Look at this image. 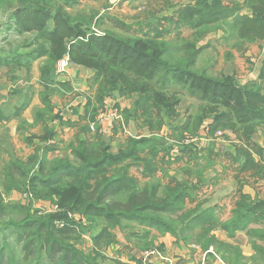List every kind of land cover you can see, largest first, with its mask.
Wrapping results in <instances>:
<instances>
[{
    "label": "trees",
    "instance_id": "trees-1",
    "mask_svg": "<svg viewBox=\"0 0 264 264\" xmlns=\"http://www.w3.org/2000/svg\"><path fill=\"white\" fill-rule=\"evenodd\" d=\"M180 1L186 3L178 11L177 22L192 31L227 26L228 39L235 38L240 50L264 42V0ZM16 3L13 17L19 34H33V42L39 44L33 53L46 59L40 70L43 109L34 114V123L44 126L41 140L46 143L57 136L46 126L47 120L58 118L51 117L56 111L51 98L59 90L74 91L70 82L57 78L59 61L69 57L73 64L92 71V93L86 97L84 115L78 122L60 123L75 129L66 147L69 156L49 159L48 154L59 149L38 146L26 160L11 163L0 174V264H103L110 259L102 251L118 243L113 231L126 222L161 235L171 234L183 242L188 239L186 234L200 230L197 242L204 251L223 246L228 251H216L222 261L241 264V251L219 242L213 232L221 229L232 237L247 231L264 241V231L249 229L251 224L264 227V200L242 192L252 179L264 178V148L255 139L259 132L264 135V64L257 80L241 85L234 75L210 77L195 71L202 48L194 42L179 47V60L158 37L98 33L90 25L102 28L103 19L73 17L68 12L75 0ZM180 91L197 100L200 107L174 125L179 117ZM115 94L133 104L121 112L122 121L114 124V134L132 121L146 128L150 136L128 137L113 154L97 117ZM209 119L207 136L230 131L237 142L230 154L204 149L207 160L224 157L235 173L238 190L232 219L226 223L219 222L214 208L203 209L197 199L201 188L192 179H202V149L182 143L186 137L198 138ZM165 127L172 135L164 138L161 132ZM129 163L143 165L136 171L140 178L132 174ZM173 164L179 165L180 178L168 175ZM13 191L29 194V204L6 202L5 196ZM34 202L54 204L59 212L46 214L35 208ZM89 231L97 232L91 235L93 250L86 252L79 245ZM150 234L146 232L142 238L148 239ZM255 249L254 261L264 264V249Z\"/></svg>",
    "mask_w": 264,
    "mask_h": 264
},
{
    "label": "rangeland",
    "instance_id": "rangeland-1",
    "mask_svg": "<svg viewBox=\"0 0 264 264\" xmlns=\"http://www.w3.org/2000/svg\"><path fill=\"white\" fill-rule=\"evenodd\" d=\"M74 2V0H71ZM239 1V0H238ZM241 1V0H240ZM77 3H72L71 8L68 9V12L73 16L76 17L77 15H81L87 18L94 17L96 19L95 21H102L103 24L102 28H93V25L90 26L92 29L97 31L98 33H113L115 35H118L123 38H129V37H145V35H150L151 37H158L161 42H165L168 46V50L171 51L174 55V58L181 59V52L178 51L180 49L179 47L183 46L185 42H194L198 48H202V51L200 53V56L198 57V61L196 64V67L194 68L195 71L199 73H205L206 75L210 77H220V76H232L234 75L238 82H240L241 85H245L246 83L250 82L247 81L248 79L253 80V72L255 69V64L260 60V56L263 52L264 42L261 44H254L247 46L243 48L242 50L238 49L237 42L235 38L228 39V36L230 37V30L227 26H220V27H209L208 29L198 30V31H192L189 28H186L182 25H180L177 22V14L178 11L185 5V1L180 0H75ZM15 3V2H12ZM10 8V4H8V7L5 8V10L2 11L4 14L5 12H8V9ZM2 16L0 15V18ZM113 23L115 27L113 26ZM160 35V36H159ZM175 52V53H174ZM60 62V61H59ZM73 64L70 59L66 66L65 72L61 74H57V78L60 80L65 76V79L67 78V71L69 66ZM264 64V63H263ZM60 66V64H59ZM263 67V66H262ZM58 68V65H57ZM262 69V68H261ZM261 72V70H259ZM93 74V72H92ZM260 74V73H259ZM93 76V75H92ZM92 78V77H91ZM90 80V79H89ZM88 80V81H89ZM87 81V82H88ZM255 81V80H253ZM10 80H7L6 85ZM13 83V82H10ZM10 86V85H9ZM5 87V86H4ZM16 86L14 88H9L7 86L6 90L10 92H14ZM77 89L74 90L73 93H66L62 91L56 92L54 95V98L52 100L56 103V111L53 116L51 117H60V119L55 118L54 123L53 121L50 122V130H53L55 132L58 129V125H60L61 121H67L69 117H72L73 109L75 107H78L79 99H74L78 96L79 92L81 91L79 86H75ZM80 90V91H79ZM182 94L181 97V103L177 107V111L179 114V117L177 118L174 125H179L183 119H185L188 115L191 113H195L199 109V102L191 97L188 96V94L185 91H180ZM121 105L123 106H129V108L132 107L133 101L130 99H124ZM118 108L116 109L114 107V110L117 114L118 118L114 117V121L120 122L122 121L121 112L124 109H129L128 107L122 108L119 104ZM116 106V105H115ZM117 110V111H116ZM103 112V111H101ZM100 112V113H101ZM106 113L104 112V115ZM107 117V116H106ZM103 120V122L106 120ZM113 121V122H114ZM212 119H209L205 121V127H203L201 134L206 135V127L207 125L211 124ZM132 124V121L129 122V124ZM98 124L101 126L103 123ZM126 125L123 129H119L118 133L114 134L113 132H110L112 134H105L103 135V139L106 140L105 142L110 146V152L113 154H116L119 149L122 148V146L125 143V139L131 136H135V138H140L143 136H150V132L141 126H138L135 124V126L138 128L134 132L129 129V127H132ZM61 126V125H60ZM54 127H57L55 129ZM21 128L24 130L25 134H30L35 149L39 147H43L44 142L41 140V136L43 135L42 132L36 128V129H30L28 125L25 122H21ZM62 128V126H61ZM101 133L102 132V127ZM95 130H93L94 132ZM37 132V134H34ZM57 136L54 137L52 140L55 144H50L53 147L58 148L59 150L53 151L50 154H48L49 159H54L57 157H65L69 156V152L66 151L67 144L72 141V138H67L66 135H64V131L62 129L61 134L57 132ZM217 133H221V136H218L215 134V136H207L210 140V147L213 149H218V151H224L226 150L225 147L231 144H234L236 141L234 136L230 131H218ZM40 134V135H39ZM130 134V135H129ZM166 135H172V132L168 127H165L162 132L161 136L165 138ZM200 136L198 138H200ZM257 140L264 138V135L262 132H259L257 135ZM263 136V137H262ZM188 139L186 137L183 140L184 145H190L193 144L196 147H200L197 139ZM19 140V138L17 139ZM51 140V141H52ZM67 140V141H65ZM48 142H46L47 144ZM171 143H174L172 141ZM1 144L7 145V141L5 142V138L3 137V142ZM0 144V145H1ZM177 147H181L182 144L176 143ZM34 149V148H33ZM197 149V148H196ZM206 150V149H205ZM200 157L202 158L199 162L202 169V179H196L193 177L192 181L194 184L198 185L201 190L197 193V199L199 203H206L208 201L210 195L209 192L211 191V188L214 186L212 180H210L209 172L211 170H215L214 167L219 166V158L215 157V159L207 160V151L201 150ZM6 152L10 153V150L6 148ZM15 153H10L8 156L4 154L5 157H2L1 151H0V174L5 173V168L7 166H10L11 163H9L12 154L15 155L17 158L16 161H24L26 160L29 155L32 153L30 151L29 145H20L14 148ZM32 155V154H31ZM171 156V155H170ZM6 157H10V159H6ZM175 157V153L173 156H171V162L172 159ZM13 163V162H12ZM222 169V167H220ZM219 168V169H220ZM180 167L177 164H173L167 169V173L170 176H177L181 177V173H179ZM137 170L133 169L132 174L141 177L138 173H136ZM159 177H163V174L160 173ZM147 183V182H145ZM0 188H2L0 183ZM6 202H12V203H21V204H29L31 201V196L24 192L19 191H13L9 196H5ZM35 208L38 209H44V213H56L59 212L55 211L54 204H42V202L33 203ZM45 205H48V208H45ZM76 220L81 221L83 224H86L85 220L82 218H77ZM264 231L260 229H250V231ZM97 231H89L86 234L82 236L83 240L81 244L79 245L81 249H83L86 252L93 250V242L91 240V235L96 233ZM116 234L117 244L119 248H121L119 251H112V248H107L102 251V254L109 258L110 260L104 262L103 264H116L115 260L121 261L120 258L125 259V263L128 264H137L138 261H141V264H143L142 260L144 255L151 252H156L158 257H153L147 264H150L154 259H160L163 262L167 261V258L163 255V247L161 246V240L166 235H161L157 233L156 231L139 227L136 224L132 223H123L122 227L113 231ZM151 233L148 239H143L142 236L145 233ZM135 236H134V235ZM170 236H173L171 234H167ZM200 230L193 231L192 233L186 234L188 237L187 241L183 242L186 246H193L196 248H200L202 251L203 248L201 244L197 242V239L199 238ZM1 239V238H0ZM202 241H205V239H202ZM219 241V240H218ZM220 242V241H219ZM222 243V242H221ZM126 247H131L137 251H127ZM145 249V250H144ZM214 251H212L218 258L221 259V255L217 254L216 251H228L227 248H224L223 246H218L217 248H213ZM230 251H234V249H230ZM137 253L140 256V259L136 256H134V253ZM241 264H263L262 261H254V256L247 258L243 255V252L241 251ZM223 254V252H222ZM215 257V256H214ZM170 260V259H169ZM222 260V259H221ZM124 262V261H122ZM173 263V262H172ZM166 264V263H165ZM171 264V263H167ZM227 264V263H225Z\"/></svg>",
    "mask_w": 264,
    "mask_h": 264
},
{
    "label": "crops",
    "instance_id": "crops-1",
    "mask_svg": "<svg viewBox=\"0 0 264 264\" xmlns=\"http://www.w3.org/2000/svg\"><path fill=\"white\" fill-rule=\"evenodd\" d=\"M13 1H15V3L10 5L8 12H5L4 14L2 11L8 7V3H2L0 1V15L2 16L0 18V144L3 142V137L5 138V142L7 141V145H0L2 157H5L4 154L8 156L12 152L15 153L14 148L20 145H29L30 151L32 152L31 154H33L37 145L34 147L33 141L30 139L32 135H24V130L21 128V122H25L30 129L32 128L34 130L38 128L42 134L44 128L43 124L34 123V114L37 110L43 109L40 95L44 89L40 84V70L46 59L40 58L38 54L33 53L39 45L38 43L33 42L35 38L33 34H19L18 27L15 24V17H13L17 11V3L16 0ZM10 15H12L11 18ZM25 55L28 56L25 57ZM263 63L264 49L260 56V60L255 64L256 70L252 73L253 80L258 79L260 73L259 70H261ZM66 75L68 79H65L64 76L60 81L70 82L75 91L77 90L75 86L81 88L78 96L74 99V101L79 99V106L73 109L72 117H69L67 120L74 123L78 122L80 117L84 115V107L87 102L86 97L90 96L92 93L89 81L93 74L92 71L82 66L71 64ZM7 80H10V82L13 83L9 82L8 85H6ZM253 80L248 79L247 81ZM7 86L9 88H14V86H16V89L13 93H9L6 90ZM53 98L54 96L51 99ZM52 101L56 105L55 101ZM122 102L124 104V99L117 94H115V97L112 99L106 100V106L103 112L106 113L107 117L101 125L103 135L104 133L108 135L112 134L110 132H113L114 124L117 122L114 121L113 117V115H117L114 107L117 104L122 107ZM124 107L129 108V106H123L122 108ZM76 112H78V114H76ZM50 122L52 121H46V126L49 128H51ZM53 122L56 123L54 120ZM131 126L132 127H129V129L135 134V130L138 128L135 126L134 122H132ZM54 128L57 129V127ZM62 129L65 133L64 135H66V139L74 137L75 129L71 127L62 126L61 128V126L58 125V129L55 132L58 131V133L61 134ZM34 134H37V132ZM18 138L19 140H17ZM255 139L257 143L264 148V138L257 140L256 136ZM28 140H30V142H28ZM197 142L200 146L199 149H213L210 147V140L207 135L202 134ZM236 143L237 142H234V144ZM44 144L50 145L55 143L52 140L48 141L47 144ZM6 148L10 150V153L6 152ZM225 149L226 150L224 151H218V149L213 150L215 154L219 155L234 152L233 144L230 146L228 145ZM6 159H10V157H6ZM17 159L19 158L12 154L9 163H12ZM219 159L220 165L214 167L215 170L209 172L210 180H212L214 186L209 192L210 197L208 201L203 204V209L214 208L219 222L226 223L232 219V210L235 205L238 184L234 178L235 173L230 168V162L224 157H219ZM220 167H222V169ZM242 192L250 196L252 199L264 200V178L259 181L252 179L248 184L242 187ZM252 228L264 230L263 226L251 224L249 229ZM213 233L220 242L242 251L243 255L247 258L256 255V247L262 248V250L264 249V241L252 237L247 231H239L232 237L221 229H218ZM161 243L164 251L163 255L167 258V261L163 262L160 259H154L150 264H167L168 262L171 264H225L212 252L214 251L213 248H210L208 251H202L200 248L186 246L176 236L170 235L163 237ZM120 249L121 248H119L118 245H114L111 250L119 251ZM126 250L137 251L131 247H126ZM133 255L140 259V256L136 252ZM120 259L125 262L124 258Z\"/></svg>",
    "mask_w": 264,
    "mask_h": 264
},
{
    "label": "built area",
    "instance_id": "built-area-1",
    "mask_svg": "<svg viewBox=\"0 0 264 264\" xmlns=\"http://www.w3.org/2000/svg\"><path fill=\"white\" fill-rule=\"evenodd\" d=\"M69 62V57H65L64 59H62L59 63H58V68H57V74H61L65 72L66 66ZM60 64V66H59ZM106 114L104 115V112L99 113L98 117H97V122H99L100 124L103 123V120L105 119ZM115 118L119 117L117 115H115ZM92 130L94 129V124L91 126ZM218 136H221V133H216ZM199 139V138H198ZM197 139V141H198ZM47 209V207H45ZM42 211H44V209H41ZM58 207H55V211H58ZM45 212V211H44ZM61 227L63 226V224L60 225ZM153 257H158L156 252H151V253H147L146 255H144L143 257V264H147Z\"/></svg>",
    "mask_w": 264,
    "mask_h": 264
},
{
    "label": "water",
    "instance_id": "water-1",
    "mask_svg": "<svg viewBox=\"0 0 264 264\" xmlns=\"http://www.w3.org/2000/svg\"><path fill=\"white\" fill-rule=\"evenodd\" d=\"M142 164L141 163H129L127 164V167L135 169V170H139L142 168Z\"/></svg>",
    "mask_w": 264,
    "mask_h": 264
}]
</instances>
